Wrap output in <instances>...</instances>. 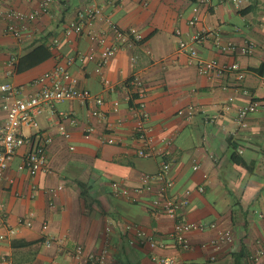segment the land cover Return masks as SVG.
I'll list each match as a JSON object with an SVG mask.
<instances>
[{
	"label": "crops",
	"instance_id": "1",
	"mask_svg": "<svg viewBox=\"0 0 264 264\" xmlns=\"http://www.w3.org/2000/svg\"><path fill=\"white\" fill-rule=\"evenodd\" d=\"M41 1L0 0L1 10L38 12L22 38L8 32L5 20L0 24V86L10 82L19 96H28L39 89L35 81L43 73L63 64L79 87L104 103L70 98L46 104L37 115L38 127L24 129L31 143L17 151L0 177V258L16 264H159L153 252L175 257L177 264H235V253L243 250L241 264H264V0H212L200 8L195 25L189 24L195 0H53L46 12ZM89 7L100 8L101 15L82 34L67 35L66 27ZM114 25L128 33L126 38ZM202 30L210 33L197 45L199 58L236 62L239 69L202 74L197 58L178 51L181 39ZM89 32L103 34L106 45L117 47L101 70L104 45ZM55 37L59 41L51 46ZM249 41L256 47L243 52ZM41 43L52 52L47 59L21 71L10 63ZM89 53L92 58H79ZM137 76L147 91L149 134L154 145L165 146L171 162L172 184L165 194L188 196L180 212L205 226L187 233L188 249L175 241L176 219L151 207L163 182L143 183L145 175L160 173L161 162L159 156L137 153L136 88L130 82ZM2 96L0 90V102ZM252 101L257 109L242 125L238 109ZM189 106L196 109L191 116ZM5 116L0 107V126ZM60 122L69 138L60 132ZM88 126L94 129L86 136ZM41 135L53 138L47 146L50 170L34 175L18 170L21 155ZM115 181L132 196L115 192ZM127 226L147 230L157 246L131 242L135 236ZM227 230L230 236L222 237ZM92 253L99 258L89 257Z\"/></svg>",
	"mask_w": 264,
	"mask_h": 264
},
{
	"label": "built area",
	"instance_id": "2",
	"mask_svg": "<svg viewBox=\"0 0 264 264\" xmlns=\"http://www.w3.org/2000/svg\"><path fill=\"white\" fill-rule=\"evenodd\" d=\"M236 3H240L243 0H234ZM53 0H42L41 1V12H46L50 8ZM212 0H195L193 6V15L189 19V24L195 25L200 21V8H208L211 5ZM38 12H23L21 10L9 7L6 9H0V24L5 20L7 22V30L14 36L22 38L26 33V24L29 20H33L37 16ZM101 15L100 8L89 7L81 12H79L77 19L70 22L66 27L65 33L70 35L72 33L82 34L85 30V25L92 24L95 19ZM114 30H116L118 36L121 39L126 38L127 32L123 31L116 25H114ZM210 32L206 30L198 31L192 35L191 39H181L178 45V51L189 55L192 58H197V66L202 74L210 75L214 72L220 73L225 70L239 69L238 63L232 64H222L216 59H203L198 56L197 45L207 36ZM92 38L98 39V41L104 45L100 60L98 61L97 70L101 68L108 62L111 56L114 55L117 47L112 45H106L105 36L97 32H89ZM132 34L136 40H141L143 38L140 32L132 30ZM59 38H53L51 46L57 44ZM256 47V42L249 41L244 47H242L243 52H249ZM228 48V47H226ZM229 48H234V46H229ZM93 54L88 55L80 54V59L92 58ZM19 61L18 57L13 56L10 63L16 65ZM242 72L239 73V77H242ZM105 83H109L107 79H104ZM131 84L136 88L135 100L132 105L133 111L136 113V124L134 127V136L139 141L140 145L137 148V153L143 157L159 156L161 162V171L157 175L147 174L143 178V183L150 187V182L152 180H160L163 182V187L158 190L156 197L151 200V207L156 211H163L171 217L176 219L175 230L173 236L178 246L182 248H190L191 243L187 237V233L191 230L204 229V224L200 222L190 221L183 215L180 211L189 203L188 196L179 197L174 195L169 197L165 194L166 188L171 186L172 178L169 175L171 162L166 157V149L164 145H154L153 139L149 134L148 118L149 113L146 109V97L147 91L143 80L140 77H134L131 79ZM39 84V89L29 94L28 96H19V90L10 82L1 84L0 90L3 93L2 100L0 102V107L5 111V121L0 126V177L4 174V171L10 166L11 161L17 154V151L25 144L31 143L29 136L24 134L25 128H36L38 127L37 115L41 113L46 104H53L65 99L78 98L83 102H88L90 100H95L97 104L102 105L104 99L91 92L88 88H81L78 86L77 77L63 64H58L56 67L48 72L43 73L36 81ZM114 109L118 108V101L113 102ZM228 108V105H226ZM257 109V103L255 101L249 102L238 109L237 121L245 125L246 117L250 112ZM196 109L194 106H189L187 109V114L189 116L195 113ZM183 110H179V113H183ZM94 115H104L100 110H93ZM107 127L111 130L113 124L108 123ZM60 132L67 138L70 137V132L66 129L65 125L59 123ZM92 126L86 128V136H88L93 131ZM52 137L49 135H41L40 141L36 144L31 145L30 149L21 155V161L17 165L18 170H26L31 175L38 172L49 171L48 161H47V146L52 141ZM107 142L113 143V136H108ZM171 143V141H167ZM71 148H74L71 146ZM198 166L196 165L195 168ZM113 189L117 193L124 194L126 196H132L129 189L124 188L119 182L112 183ZM60 188V187H59ZM203 190V187H199ZM52 192H55L53 189ZM190 190L186 193L189 194ZM3 204H0V218H2ZM28 225L32 222L30 219L26 221ZM213 226V225H212ZM43 228H47V224L43 225ZM128 230L134 232V238L131 242L137 240L141 244H150L152 247L157 246L158 242L154 240V237L147 230L135 227L127 226ZM13 231V230H11ZM222 237L230 236V231L221 232ZM1 237H3L1 235ZM53 238L49 236L46 239L47 244L52 243ZM218 246V244H215ZM76 254L79 256L83 254L82 246L76 247ZM97 255L90 254L89 257L94 258ZM99 258V256H97ZM105 255L102 254L100 259L103 261ZM151 257L156 260L159 264H177L175 257L172 256H159L152 252ZM0 264H16L11 258L7 256H2L0 258Z\"/></svg>",
	"mask_w": 264,
	"mask_h": 264
},
{
	"label": "trees",
	"instance_id": "3",
	"mask_svg": "<svg viewBox=\"0 0 264 264\" xmlns=\"http://www.w3.org/2000/svg\"><path fill=\"white\" fill-rule=\"evenodd\" d=\"M51 55L52 52L49 47L45 43H41L19 58L17 69L21 71L23 69L32 67L44 59H47ZM78 183L80 185H84L82 182ZM243 255V250L235 253V264H241Z\"/></svg>",
	"mask_w": 264,
	"mask_h": 264
}]
</instances>
